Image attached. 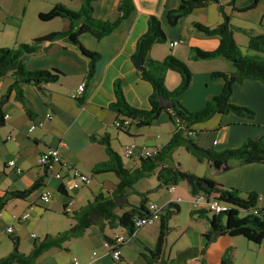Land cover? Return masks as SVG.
<instances>
[{
	"label": "crops",
	"instance_id": "crops-1",
	"mask_svg": "<svg viewBox=\"0 0 264 264\" xmlns=\"http://www.w3.org/2000/svg\"><path fill=\"white\" fill-rule=\"evenodd\" d=\"M121 0H97L93 3L94 17L99 20H115L117 6ZM134 9L129 18L111 35L102 40L89 33L80 35L79 41L84 48L92 53L100 54L96 65V73L87 79L89 59L67 40L56 41L45 50L30 55L25 60V68L29 71L58 69L64 73L56 83L44 85L45 95L35 86H22L25 99L18 101L17 94L12 93L10 100L3 106V116L9 117L0 126V198L8 192L30 189L40 178L44 170L39 165L42 153L50 148H56L61 154L60 165L52 169V174L44 179V184L28 197L10 198L6 201L0 215V259L13 251V240L19 242V250L30 254L34 242L47 234L56 235L74 224L69 215L64 214V206L70 197L74 198V211L85 206L99 193L111 192L118 183L113 173L93 174V168L108 159L105 147L94 142L97 138L109 135L112 147L119 153L123 164L128 169L140 166L142 154L146 149L153 152L160 150L172 138L175 125L167 114L153 122L150 126L136 128L131 125L127 132L119 131L115 122L120 119L118 114L110 110V105L116 101L115 83L121 82L128 103L141 110L150 109L149 98L152 86L143 80L137 71L132 56L136 51L140 37L148 29L150 16H156L162 23L166 34L165 43L155 44L150 56L154 60H164L169 55L186 63L192 72V83L188 91L179 97L180 103L189 111L201 110L207 101L222 91L219 81H212L214 72H231L232 68L225 59L196 60L191 48L204 51H214L218 48V37H208L196 31L195 23L214 27L223 21L219 5L231 16V22L237 28L234 37L244 55H259L264 53L252 51L249 48V38L238 28L252 30L255 34L264 33V0L248 8L254 0H236L235 5L230 0L211 2L206 7L193 11L182 17L176 25H171L168 13L177 8L181 0H132ZM56 4H63L70 9L79 10L81 0H0V49L17 48L20 44L30 43L34 39L54 32L67 31L71 22L63 18L42 21L41 13L49 12ZM80 25V23H78ZM182 41L178 46L172 42ZM181 75L169 71L166 76V87L174 90L181 83ZM86 83V89L81 98L74 99L72 95L81 83ZM13 83L9 73L0 82V97ZM231 102L237 106L254 111L253 120L245 119L234 113L216 115L210 120L195 126L194 141L202 148L224 151L238 148L249 139H256L264 134V84L259 81L246 80L235 84ZM30 113H29V112ZM52 114L48 119L47 114ZM35 126L29 132L31 126ZM134 145L131 157H125L126 147ZM16 159L23 173L18 174L8 167V162ZM174 163L180 164L182 171L201 178H208L227 188H234L243 193L255 192L261 199L258 204L264 208V164H240L232 162L228 169L216 171L208 161H199L184 147H179L173 153ZM71 168L78 169L92 177L89 187L71 190ZM60 172L62 179L56 174ZM147 182H144V181ZM156 174L141 179L135 189L138 192H149L148 204L154 203L164 209L170 203L178 204L180 212L169 222L173 231H177L178 241L187 238L186 249L201 250L205 246L202 241L204 233L210 229L209 221L199 215H192L199 210L194 204L195 196L190 190V183L184 181L175 186L174 190L159 188ZM65 187V193L60 191ZM48 190L52 194L50 203L41 200L42 193ZM141 198L131 195L129 202L139 205ZM29 214L27 219L17 221L15 217ZM117 214H122L120 209ZM184 216V218H180ZM13 227V234L7 229ZM160 232V221L140 228L133 237L121 228H105L110 238L115 235L128 237L121 247V260L115 262L111 252L104 246V239L97 227L90 228L86 233L64 244L63 248H52L37 261L38 264H148L146 250L154 249ZM171 233V232H170ZM170 233L167 236L164 259L173 260L170 247ZM35 235V236H33ZM195 236V241L192 237ZM239 237L221 236L206 250L187 258L186 264H200L204 258L207 264H222L228 254L232 264L239 260L240 264H258L261 256L251 258L249 255L238 256L236 253L245 247L253 252L257 245L248 241L236 239ZM173 242V240H172ZM182 242V241H181ZM252 245H255L252 246ZM259 251H262V246ZM185 250V249H184ZM97 255L92 259V254ZM181 252V251H180ZM261 257V258H260ZM161 264V263H155Z\"/></svg>",
	"mask_w": 264,
	"mask_h": 264
},
{
	"label": "trees",
	"instance_id": "trees-1",
	"mask_svg": "<svg viewBox=\"0 0 264 264\" xmlns=\"http://www.w3.org/2000/svg\"><path fill=\"white\" fill-rule=\"evenodd\" d=\"M79 10H73L63 4H56L49 12L39 15L42 21H51L55 18L67 19L71 22L67 31L54 32L46 36L34 39L30 43L20 44L17 48L0 49V82L9 73L13 76V83L6 93L0 97V126L3 125V106L10 100L13 92L17 99L23 102L25 96L22 86L31 84L45 95L44 85L58 82L64 73L58 69L29 71L25 68V60L28 56L47 49L50 44L67 40L76 46L81 53L89 59L87 79L90 80L96 73V65L100 60V54L92 53L82 46L79 37L89 33L98 40L111 35L131 15L134 4L132 0H121L117 6V17L115 20H99L94 17L93 3L97 0H81ZM236 0H230L231 6ZM212 0H181L174 10L168 13L171 25H176L182 17L193 13L194 10L208 6ZM219 3L218 0H216ZM257 4V0L246 9ZM223 21L214 27H207L199 23L194 24L197 32L208 36L218 37L220 44L214 51H204L199 48H191L196 60L225 59L231 65V72H214L210 78L222 84L219 95L210 98L206 105L199 111L187 110L179 101V97L188 91L192 83V72L183 61L173 55L164 60H154L150 56L152 47L157 43L167 41L166 34L162 28L160 19L150 16L148 29L140 37L137 48L132 56L135 63L137 57L142 58V66L137 68L141 78L152 86V94L149 98L150 109L141 110L131 106L126 100L121 82L115 83L116 101L110 105V110L116 112L118 117H126L132 120L136 128L150 126L157 121L161 115L167 114L170 121L175 125V132L171 140L156 151L153 156L142 158L141 164L135 169L124 166L119 153L112 147L109 135L91 139L105 147L108 159L98 163L92 170L93 174L113 173L118 178L115 188L108 193H99L93 200L72 214L74 224L65 231L56 235L47 234L42 239L34 242L30 254H24L19 250L18 240H13V251L0 259V264H38V259L52 248H63L64 244L72 239L82 237L90 228L97 227L104 241L112 242V238L106 235L105 228H121L133 237L140 229L136 228L135 220L150 216L148 209L149 192H138L135 185L144 178L157 176L159 188L177 186L181 182L190 179V190L192 195L204 194L208 199L218 198L228 205V210L214 214L206 208L193 211L192 215L206 218L210 223V229L204 233L206 239L202 250L188 248L180 252L173 260L164 259L165 244L167 236L171 231L170 220L180 212L178 204L170 203L162 210L160 216V232L154 249L146 250L148 264H186L187 258L201 253L203 256L208 247L221 236L244 237L253 244L264 243V208L258 204V196L255 192L243 193L234 188H227L208 178H201L182 171L180 164L174 163L173 153L179 147H184L199 161L210 162L216 171L228 169L232 162L240 164L263 163L264 164V134L256 139H249L238 148L215 151L200 147L193 139L196 133L195 126L206 122L216 115L234 113L239 117L253 120V110L240 107L231 102L235 84H241L246 80L259 81L264 84V58L259 55H244L235 40L234 34L237 30L232 25L231 16L225 12V8L219 5ZM80 23V25H78ZM249 38V48L258 53H264V33L255 34L252 30L238 28ZM169 71H175L181 75V83L178 88L169 90L166 87V76ZM29 112V111H28ZM30 113V112H29ZM121 131V129H118ZM190 133L193 135L191 136ZM44 177L40 178L30 189L25 191L8 192L0 198V215L5 203L10 198L24 199L44 184ZM60 191L65 193V188ZM141 198L139 205L129 202L131 195ZM120 209L122 214H117ZM200 264H207L204 258ZM222 264H232L228 254L223 258Z\"/></svg>",
	"mask_w": 264,
	"mask_h": 264
},
{
	"label": "built area",
	"instance_id": "built-area-1",
	"mask_svg": "<svg viewBox=\"0 0 264 264\" xmlns=\"http://www.w3.org/2000/svg\"><path fill=\"white\" fill-rule=\"evenodd\" d=\"M182 41H175L171 43V46H178L179 44H181ZM86 89V83H81L77 90L75 91V93L72 95V97L74 99H78L81 98L82 94L84 93ZM9 116L5 115L4 116V120H6ZM47 118L50 119L52 118V114H47ZM132 125V120L130 118H126V117H122L120 119H118L115 122V127L117 129H121V131L123 132H127L130 127ZM35 126H31L29 129V132H32L34 130ZM190 135L192 136L193 134L190 133ZM134 145L128 146L126 147L125 150V157L129 158L133 155L134 153ZM155 154V152L146 149L142 156L143 158L149 157V156H153ZM62 163L61 161V154L59 152L58 149L56 148H50L47 151H45L44 153L41 154L40 158H39V165L41 168H43L44 170V174H47L48 178L51 174H52V169L56 166V165H60ZM8 167L12 168L16 171V173L18 174H22L23 171L22 169L19 167V165L17 164V160L16 159H11L8 162ZM71 176H72V185L70 187L71 190L75 191V190H80L83 187H89L92 183V177L89 174H86L78 169L75 168H71ZM56 177L58 179H62V174L60 172H58L56 174ZM65 188V187H64ZM171 190H174L175 187L171 186L169 187ZM261 198L258 196V201ZM41 200L43 203L48 204L51 202L52 200V194L50 191L45 190L42 195H41ZM74 198L70 197L68 203L64 206V213L65 214H72L74 212ZM194 204L196 207L198 208H206L207 210H209L211 213L214 214H218L224 211L228 210V205L224 204L223 202H221L218 198L216 197H211V198H207L204 194H199L197 196H195L194 199ZM148 209L150 211V216L148 217H144V218H139L135 220V226L136 228H142L146 225H151L153 223H155L157 220H160V216L162 214V210L161 208H159V206H157L154 203L148 204ZM29 217L28 213H25L24 215H22L21 217H15L17 219V221H20L21 219H27ZM8 234H13L14 229L13 227H9L7 229ZM35 236V235H33ZM128 240L127 236L124 235H115L112 238V242H108V241H104V246L110 250L111 252V256L112 259L115 262H118L121 260L122 256H121V247L126 243V241ZM97 255L96 252H94L92 254V259H94V257ZM74 264H80L79 261L75 260Z\"/></svg>",
	"mask_w": 264,
	"mask_h": 264
},
{
	"label": "rangeland",
	"instance_id": "rangeland-1",
	"mask_svg": "<svg viewBox=\"0 0 264 264\" xmlns=\"http://www.w3.org/2000/svg\"><path fill=\"white\" fill-rule=\"evenodd\" d=\"M144 182H147L146 180L144 181ZM182 183V182H181ZM68 218H72L71 216H69ZM180 218H184V216H182L181 215V217ZM160 220H157L156 222H159ZM155 222V223H156ZM154 224V223H153ZM152 225V224H151ZM148 226V225H147ZM171 233H170V247H169V250L171 249V251H172V258H177V256H178V254L180 253V251L182 252V251H184V249L186 250V240H187V238H182V242L181 241H178L177 239H178V237H177V231H173L172 229H171V231H170ZM193 239H192V241H195V236H193V235H190ZM236 239H239V240H241V242H242V240L244 241V242H246V243H248L243 237H240V238H236ZM172 240H173V242H172ZM202 241H204L205 242V244H206V239H205V237L204 238H202ZM249 244V243H248ZM256 245V244H255ZM255 245H252V246H254L255 247ZM263 247H262V251L260 252L259 251V248L261 247V244L260 245H257V247H255V250H253V252H248V250L245 248V247H242V248H240V250H238V252L236 253L239 257L240 256H246V255H249L251 258H255V257H258V256H261L262 257V259L261 260H259L258 261V264H264V243H263V245H262ZM205 247V246H204ZM188 249V248H187ZM202 250V249H201ZM229 257V256H228ZM260 257V258H261ZM230 258V257H229ZM192 264H194V263H192ZM236 264H240V261L239 260H237L236 261Z\"/></svg>",
	"mask_w": 264,
	"mask_h": 264
},
{
	"label": "water",
	"instance_id": "water-1",
	"mask_svg": "<svg viewBox=\"0 0 264 264\" xmlns=\"http://www.w3.org/2000/svg\"><path fill=\"white\" fill-rule=\"evenodd\" d=\"M212 1L216 2V0H212ZM142 61H143L142 58H140V57L136 58L135 63H136V66L138 68H140L142 66ZM187 181L190 183V179H188Z\"/></svg>",
	"mask_w": 264,
	"mask_h": 264
}]
</instances>
